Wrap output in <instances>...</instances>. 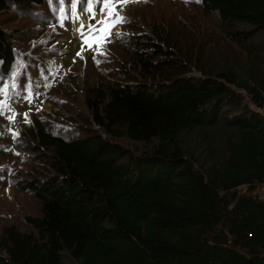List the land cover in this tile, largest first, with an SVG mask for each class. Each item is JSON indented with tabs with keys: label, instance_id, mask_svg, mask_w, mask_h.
Instances as JSON below:
<instances>
[{
	"label": "trees",
	"instance_id": "16d2710c",
	"mask_svg": "<svg viewBox=\"0 0 264 264\" xmlns=\"http://www.w3.org/2000/svg\"><path fill=\"white\" fill-rule=\"evenodd\" d=\"M41 4L0 0V11ZM200 8L228 27L244 58L198 68L190 42L125 21L133 33L114 43L127 45L133 77L89 87L92 126L23 125L15 146L41 167L15 185L30 190L39 214L23 217L26 230L1 228L0 264H264V202L254 195L264 183V0ZM13 62L0 27V74Z\"/></svg>",
	"mask_w": 264,
	"mask_h": 264
},
{
	"label": "rangeland",
	"instance_id": "374dc122",
	"mask_svg": "<svg viewBox=\"0 0 264 264\" xmlns=\"http://www.w3.org/2000/svg\"><path fill=\"white\" fill-rule=\"evenodd\" d=\"M131 1L123 8L126 21L137 24L142 32L148 31L147 23L160 24L173 33L175 41L190 42L196 67L206 63L217 70L219 57L244 58L226 39L224 31L228 27L214 13L203 12L200 0ZM91 2V12L86 11L89 0H75V9L73 0H42L30 13L0 11V27L10 31L14 56L9 72L0 74V230L11 224L26 230L23 217L39 214L38 201L30 190L15 185L16 180L32 176L38 164L26 150L15 146L23 125L36 118L51 132L66 127L76 130L81 122L92 126L85 120L89 114L84 97L89 87L133 77L124 66L127 45L114 43V39L133 33L130 24H114L110 30L113 41L108 36L107 42L99 45V51L105 54H95V43L91 48L84 43L98 34L96 30L104 26L101 21L106 17L104 0ZM196 67L191 72L197 75ZM78 135L79 131H74L68 136Z\"/></svg>",
	"mask_w": 264,
	"mask_h": 264
},
{
	"label": "snow or ice",
	"instance_id": "6c2138e0",
	"mask_svg": "<svg viewBox=\"0 0 264 264\" xmlns=\"http://www.w3.org/2000/svg\"><path fill=\"white\" fill-rule=\"evenodd\" d=\"M49 2L51 3L52 0H49ZM62 2H63V0H61V3ZM127 2H128V0H104L102 11L106 12V17H105L104 21H101V23L104 26L96 30L98 33L97 35L91 36L84 41L85 44H88L89 48L92 47L93 43H95L97 45V51L95 54H101V55L105 54V53L99 51L100 43L101 42H107V37L112 34L110 30L114 26V24L122 23V22L126 21V17L119 15V10ZM197 2H199V0H197ZM75 6H76V3H75V0H73L72 8L75 9ZM91 10H92V2H91V0H89L88 7H87L86 11L91 12ZM108 21H111V23H108ZM77 55H80V53H78ZM93 58H95V55ZM0 114H2V112H0ZM13 135H15V134H13Z\"/></svg>",
	"mask_w": 264,
	"mask_h": 264
},
{
	"label": "built area",
	"instance_id": "2783aa9c",
	"mask_svg": "<svg viewBox=\"0 0 264 264\" xmlns=\"http://www.w3.org/2000/svg\"><path fill=\"white\" fill-rule=\"evenodd\" d=\"M120 11V10H119ZM256 111L264 115V106L256 107ZM254 195L257 200L264 202V183L258 184L254 189Z\"/></svg>",
	"mask_w": 264,
	"mask_h": 264
}]
</instances>
